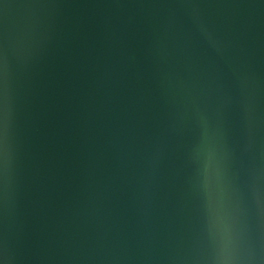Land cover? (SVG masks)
Listing matches in <instances>:
<instances>
[{
	"label": "water",
	"instance_id": "obj_1",
	"mask_svg": "<svg viewBox=\"0 0 264 264\" xmlns=\"http://www.w3.org/2000/svg\"><path fill=\"white\" fill-rule=\"evenodd\" d=\"M0 264H264V0H0Z\"/></svg>",
	"mask_w": 264,
	"mask_h": 264
}]
</instances>
